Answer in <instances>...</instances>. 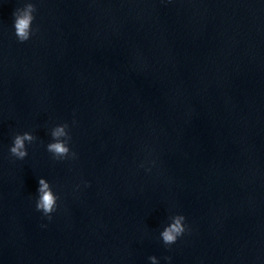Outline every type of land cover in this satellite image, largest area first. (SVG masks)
<instances>
[{
	"label": "clouds",
	"instance_id": "obj_1",
	"mask_svg": "<svg viewBox=\"0 0 264 264\" xmlns=\"http://www.w3.org/2000/svg\"><path fill=\"white\" fill-rule=\"evenodd\" d=\"M36 6L34 3L28 2L23 7L17 8L13 12L14 17V34L20 42H25L30 39L32 34V23L35 19L34 12ZM67 123L56 125L51 129L50 135L52 142L48 143L46 150L52 154L54 160H63L66 158H75L76 153L72 152L69 145L71 135L68 131ZM36 140V137L30 132L17 134L14 136L13 144L9 151L11 155L18 159H24L27 155L26 142L31 144ZM59 197L54 193L52 186L45 178H39L37 189L36 210L43 213L44 216L51 220V214L57 210ZM170 223L164 227L160 236L165 245L174 244L179 237L186 231L184 223L185 217L177 214L171 216ZM166 260H171L170 257H165ZM151 264H158L156 256H150Z\"/></svg>",
	"mask_w": 264,
	"mask_h": 264
}]
</instances>
